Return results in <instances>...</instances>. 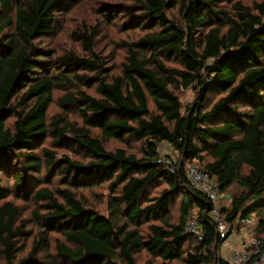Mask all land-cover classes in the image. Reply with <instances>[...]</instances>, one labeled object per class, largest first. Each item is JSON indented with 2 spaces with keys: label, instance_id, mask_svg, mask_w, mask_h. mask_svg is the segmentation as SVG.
<instances>
[{
  "label": "trees",
  "instance_id": "1",
  "mask_svg": "<svg viewBox=\"0 0 264 264\" xmlns=\"http://www.w3.org/2000/svg\"><path fill=\"white\" fill-rule=\"evenodd\" d=\"M65 1L0 0V171L9 170L10 192L38 209L34 231L0 188V264H138L141 252L158 264H214L210 204L184 165L197 164L231 194L227 221L264 213V0L108 4L104 15L138 13L122 25L132 37L121 42L117 72L94 53L99 30L86 23L72 37L88 55L68 51L50 71L35 41ZM191 87L194 102L182 112L176 90ZM55 90L63 91L58 108L75 110L76 121L47 119ZM45 139L49 147L36 152ZM127 140L142 143L140 156L105 146ZM161 143L179 154L173 173L155 163ZM62 146L79 155L58 161ZM42 172L58 174V184L39 185ZM106 181L103 209L77 191ZM191 208L201 242L184 232ZM255 229L264 235V218Z\"/></svg>",
  "mask_w": 264,
  "mask_h": 264
},
{
  "label": "rangeland",
  "instance_id": "2",
  "mask_svg": "<svg viewBox=\"0 0 264 264\" xmlns=\"http://www.w3.org/2000/svg\"><path fill=\"white\" fill-rule=\"evenodd\" d=\"M121 0H67L64 4L60 7V10L56 12L54 18V25L50 32L35 41L38 50L43 55L39 58L41 61V67L44 66L48 69L53 70L52 63L54 60L61 56L62 54L73 51L80 55H88L87 52L82 50L81 44L79 41L75 40L72 37V32L75 29L80 28L83 26L84 23L90 24L92 26H97L99 30L98 36L94 39V53L97 56L102 57L109 69L112 71L118 70L120 67V62L123 60L124 57V49L121 46V42L123 40H130L132 35L129 32L122 31V25L128 23L132 17H136L138 15L137 12L133 11H124V8L117 9V12L112 10L107 13L105 7L107 5L116 4ZM231 1V0H229ZM227 1L225 5L229 3ZM240 1L243 5L250 6L253 0H235ZM38 72H44L43 70H39ZM92 93V90L88 91ZM176 93L179 96L182 112L185 111V108L190 106L194 102V90L193 87L189 89H178ZM63 94V91L55 90L53 92L54 101L50 104L49 109L47 111V119L52 117L55 114H63L68 117L70 121H76L78 119V115L75 110H69L65 113L58 108L56 104V99ZM214 92H211L208 95L209 97H213V100L216 99L217 95H213ZM213 95V96H212ZM212 100V101H213ZM206 103H210L209 100ZM205 103V104H206ZM217 120V119H216ZM12 122V118H8L6 120L7 124ZM49 139H45L42 141L41 146L35 148L36 152H39V149L43 146L49 147ZM107 149H115V148H125L128 152L135 153L136 156L141 155V142H134L132 140H127L126 143H120L116 141H108L105 143ZM159 156L161 155H168L174 161L177 162L179 159L178 152L172 150L167 144L163 143L160 144L159 147ZM58 152L57 159L58 161H62V158L69 157L70 159H76L78 155L74 152V148L70 147H61L56 150ZM16 164V163H15ZM190 164V163H188ZM18 165H21V161L18 162ZM9 170H1L0 171V188L3 189V193H7L6 199H11L18 205L21 213L22 219H24L25 223L29 226V228L33 227L34 231H36L34 221L35 219L31 216L32 210L37 209V207L31 204L28 200L19 199L16 193L10 192L11 190V183L13 179L11 178ZM40 180L38 183L39 185L43 184V182H50V184H58L59 175L51 173L50 175H46L45 172H42L40 176H38ZM107 181L101 182V185H91L89 188H79L77 190L79 194L83 195V197L87 200L88 205L94 207L95 209L101 208L103 209V204L106 199L107 194ZM162 184L151 187L149 189L148 195H153L156 193L157 190L161 189ZM236 188H232L235 190ZM228 197H231V194H227ZM229 197V199H231ZM5 198V197H4ZM177 199L171 204L170 210L175 217L177 213ZM231 201V200H230ZM254 222V225L257 227V222L259 218H264V213H255L251 214L250 216ZM257 229V228H256ZM254 230V234L256 237H261L262 233H257V230ZM30 243V238L25 243V250L28 248ZM138 264H158V260L152 259L150 256L146 255L145 253L141 252L137 256ZM176 264H181L180 262H176Z\"/></svg>",
  "mask_w": 264,
  "mask_h": 264
},
{
  "label": "built area",
  "instance_id": "3",
  "mask_svg": "<svg viewBox=\"0 0 264 264\" xmlns=\"http://www.w3.org/2000/svg\"><path fill=\"white\" fill-rule=\"evenodd\" d=\"M155 163L173 173L176 161L168 155L158 156ZM184 174L187 181L195 187L209 202L207 216L214 224L217 234L216 262L214 264H264V235L256 237L255 225L251 217H237L227 221L222 213L228 208L230 199L219 189L214 178L202 171L197 164H185ZM201 226L196 209H189L184 232L197 242L202 241ZM228 251V252H226Z\"/></svg>",
  "mask_w": 264,
  "mask_h": 264
},
{
  "label": "crops",
  "instance_id": "4",
  "mask_svg": "<svg viewBox=\"0 0 264 264\" xmlns=\"http://www.w3.org/2000/svg\"><path fill=\"white\" fill-rule=\"evenodd\" d=\"M161 144H163V143H161ZM165 144H167V146L170 147V145H169L168 143H165ZM170 148H171V147H170ZM229 206H230V204H229ZM229 206H228V207H229ZM226 252H228V251H226Z\"/></svg>",
  "mask_w": 264,
  "mask_h": 264
}]
</instances>
